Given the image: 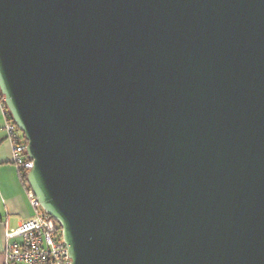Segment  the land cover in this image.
Segmentation results:
<instances>
[{
    "label": "water",
    "instance_id": "water-1",
    "mask_svg": "<svg viewBox=\"0 0 264 264\" xmlns=\"http://www.w3.org/2000/svg\"><path fill=\"white\" fill-rule=\"evenodd\" d=\"M0 93L71 264H264V0H0Z\"/></svg>",
    "mask_w": 264,
    "mask_h": 264
},
{
    "label": "built area",
    "instance_id": "built-area-1",
    "mask_svg": "<svg viewBox=\"0 0 264 264\" xmlns=\"http://www.w3.org/2000/svg\"><path fill=\"white\" fill-rule=\"evenodd\" d=\"M0 111L4 118L2 129L10 146L11 161L23 178L31 168L32 160L26 153V139L13 122L1 93ZM27 195L35 214L18 227L6 229V244L1 250L4 264H71L58 222L41 208L30 188ZM16 236L21 237V242L9 240Z\"/></svg>",
    "mask_w": 264,
    "mask_h": 264
},
{
    "label": "crops",
    "instance_id": "crops-1",
    "mask_svg": "<svg viewBox=\"0 0 264 264\" xmlns=\"http://www.w3.org/2000/svg\"><path fill=\"white\" fill-rule=\"evenodd\" d=\"M3 122L0 111V264H4L1 250L6 244V229L18 227L35 214L27 195V181L19 176L11 161L10 146L2 129ZM9 240L21 242L22 239L16 236Z\"/></svg>",
    "mask_w": 264,
    "mask_h": 264
},
{
    "label": "trees",
    "instance_id": "trees-1",
    "mask_svg": "<svg viewBox=\"0 0 264 264\" xmlns=\"http://www.w3.org/2000/svg\"><path fill=\"white\" fill-rule=\"evenodd\" d=\"M23 179L26 180V176L25 175L23 176Z\"/></svg>",
    "mask_w": 264,
    "mask_h": 264
}]
</instances>
